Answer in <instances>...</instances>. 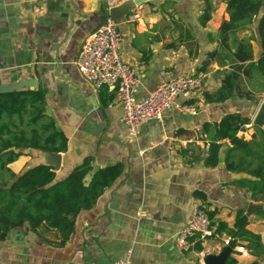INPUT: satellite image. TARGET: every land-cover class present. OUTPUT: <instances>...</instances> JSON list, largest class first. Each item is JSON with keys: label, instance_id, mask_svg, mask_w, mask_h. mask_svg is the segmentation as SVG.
Masks as SVG:
<instances>
[{"label": "crops", "instance_id": "1", "mask_svg": "<svg viewBox=\"0 0 264 264\" xmlns=\"http://www.w3.org/2000/svg\"><path fill=\"white\" fill-rule=\"evenodd\" d=\"M211 5L206 24L200 20L205 0H149L118 23L120 54L141 76L139 98L167 80L203 77L194 97L179 98L180 103L196 106L197 114L171 110L160 121L143 123L131 143L122 121L124 109L115 94L96 90L75 65L86 36L107 15L102 0H0V85L31 80L28 89L44 95L45 118L40 122L53 121L68 139L66 152L21 149L23 154L9 167L19 174L26 167L49 164L61 180L91 158L87 182L101 168L116 164L124 168L96 205L79 214L67 241L57 229L45 225L32 229L25 223L0 240V264H115L130 250L131 264H207L208 257L225 251L224 240L231 237L217 232L207 240L213 245L205 241L200 250L197 242L187 252L180 250L178 232L197 206L217 210L216 228L220 221L232 227L236 210L246 208L248 228L261 234L264 243V219L257 210L248 211L258 202L246 188L233 183L247 174L226 168L229 141H222L216 167L205 163L211 141L206 126L214 129L225 114L245 113L248 105L234 99L225 103L207 99V93L222 85L215 74L221 68L215 61L206 71L200 68L219 46L222 22L230 19L225 0H212ZM258 21L252 26L256 59L262 53ZM252 30L240 33L241 37ZM263 103L258 101L251 115L254 120ZM244 128L252 138L254 126ZM230 244L227 259H235V264H264L247 250L246 242L231 238Z\"/></svg>", "mask_w": 264, "mask_h": 264}, {"label": "trees", "instance_id": "2", "mask_svg": "<svg viewBox=\"0 0 264 264\" xmlns=\"http://www.w3.org/2000/svg\"><path fill=\"white\" fill-rule=\"evenodd\" d=\"M211 1L205 0L206 9L200 17L203 24L211 19ZM225 1L230 19L222 22L219 46L207 54L200 68L206 71L213 61L217 62L221 69L215 74L221 77L222 85L206 96L211 102L225 103L234 99L248 105L253 103L255 106L251 108H255L259 101L256 95L264 93V12L261 11L264 0ZM257 19L262 49L258 59L253 48L256 35L252 30ZM247 30H252V34L241 37L240 33ZM0 103L5 107H0V240H5L12 229L29 223L32 229L45 225L59 230L65 242L75 231L79 214L96 205L105 190L122 175L123 165L101 168L93 173L89 182L86 177L92 171L91 158L85 159L61 180L49 164L29 166L15 173L9 165L23 154L21 149L66 152L68 139L56 130L53 121L40 122L45 116L43 91L27 88L0 93ZM251 115V112L233 111L215 123L214 129L206 126L211 141L205 163L216 167L222 141L228 140L227 170L247 174L233 183L246 188L252 200L264 204V126L254 125L250 140L239 136V132L252 123ZM257 214L264 217V208ZM216 215L217 210L209 211L212 224L216 223ZM248 225L246 208H240L236 210L234 225L230 227L227 222L220 221L217 232L246 242L245 247L253 256L264 257L262 236ZM197 248L202 249L200 242ZM235 263V259L227 260V264Z\"/></svg>", "mask_w": 264, "mask_h": 264}, {"label": "built area", "instance_id": "3", "mask_svg": "<svg viewBox=\"0 0 264 264\" xmlns=\"http://www.w3.org/2000/svg\"><path fill=\"white\" fill-rule=\"evenodd\" d=\"M127 1L135 0H102L107 15L101 26L86 36L75 65L81 76L96 90L107 89L115 94L124 109L122 121L128 128L129 141L134 142L143 123L151 120L160 121L171 110L178 109L184 113L197 114L196 106L180 103L179 98L194 97L203 85V77L186 75L167 80L147 96L139 98L141 76L135 67L121 56L118 23L110 16L111 9ZM134 17L138 18L139 14H135ZM244 129L239 132V136L243 138L247 134ZM217 234V228L212 224L208 210L204 206H197L189 222L179 230L177 245L180 250L187 252L194 243H204ZM230 241L231 238H227L224 244L227 246ZM131 252L128 251L127 255L115 264H131Z\"/></svg>", "mask_w": 264, "mask_h": 264}, {"label": "water", "instance_id": "4", "mask_svg": "<svg viewBox=\"0 0 264 264\" xmlns=\"http://www.w3.org/2000/svg\"><path fill=\"white\" fill-rule=\"evenodd\" d=\"M149 0H135V1H127L119 6L114 7L113 9H111L110 11V16L117 22H121L126 15H128L136 6L145 3ZM33 83L31 80L27 79V80H22L19 81L18 83H14V84H2L0 85V93H9V92H13L19 89H25L28 88L30 86H32ZM0 107L4 108L3 104L0 103ZM254 125H259V126H264V103L261 105V108L258 111V114L256 116V119L254 120ZM99 131L100 128L98 127ZM99 131H97V135H100V133H98ZM130 142V141H129ZM133 143V142H131ZM128 147H132V144H130V146L128 145ZM56 156V155H55ZM258 207V206H257ZM254 205H250L249 206V213L257 210V209H253V208H257ZM261 208H264V204L261 205ZM260 210V209H259ZM232 247H234V243L230 244ZM227 245L225 251L217 257H213L210 256L207 258V264H227L226 261L227 259V255L230 253L231 251V246Z\"/></svg>", "mask_w": 264, "mask_h": 264}, {"label": "rangeland", "instance_id": "5", "mask_svg": "<svg viewBox=\"0 0 264 264\" xmlns=\"http://www.w3.org/2000/svg\"><path fill=\"white\" fill-rule=\"evenodd\" d=\"M261 83V82H260ZM256 98L257 99H259L260 100V102H262L263 100H264V93L263 94H260V95H256ZM253 106H255L253 103H250L249 105H247L246 106V108H247V111L246 112H251L252 114H254V112H255V108H251V107H253ZM30 116L29 115H27V118H29ZM254 117V116H253ZM252 117V118H253ZM251 125L252 126H254V118L252 119V123H251ZM255 131V130H254ZM244 132H246L247 134H245V139H247V140H250L251 139V137H249V135L248 134H250V133H248L247 132V129H244ZM261 205H262V203L261 202H258L257 203V208H253V209H257V211L259 210V209H261ZM260 218H263L264 219V217H263V215H261V214H257ZM263 239V238H262ZM212 240V239H211ZM207 245H213V243H212V241H207ZM263 260H264V257H261Z\"/></svg>", "mask_w": 264, "mask_h": 264}]
</instances>
